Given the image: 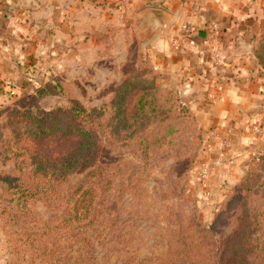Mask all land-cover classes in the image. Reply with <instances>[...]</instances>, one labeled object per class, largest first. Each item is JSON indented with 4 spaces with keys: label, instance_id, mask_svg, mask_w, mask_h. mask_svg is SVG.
I'll list each match as a JSON object with an SVG mask.
<instances>
[{
    "label": "rangeland",
    "instance_id": "1",
    "mask_svg": "<svg viewBox=\"0 0 264 264\" xmlns=\"http://www.w3.org/2000/svg\"><path fill=\"white\" fill-rule=\"evenodd\" d=\"M120 27L109 50H86L78 61L58 56L49 69L31 75V83L60 84L67 91L65 96L40 100L42 108L71 102L88 109L111 107L119 86L130 81L143 86L149 73L158 88L182 98L179 89L163 86L143 48L144 32L138 21L127 34ZM23 93L11 85L0 96V103L11 105ZM137 97L136 91L126 99L125 117L131 121L125 129L113 107L96 128L101 137L97 163L116 171L119 185L87 248L79 239L72 240L69 232L65 236L58 228L44 226L65 214L54 204L37 200L29 211L13 208L12 192L18 189L21 176L12 160L2 159L0 149V226L6 235L1 252L10 264H32L31 257H39L22 244V235H32L38 246L56 248L64 264L77 262L81 254L91 256L90 264H264L263 167L250 162L237 184H223L216 195L210 194L201 188L204 179L200 174L197 177L206 162L208 140L189 107L173 100L155 102L150 120L136 121ZM20 127L15 122L11 125L15 134ZM7 130L0 123V146ZM87 172H76L67 188H74ZM5 179L17 182L16 186ZM62 187L63 193L67 188ZM42 259L35 264L53 261L48 256Z\"/></svg>",
    "mask_w": 264,
    "mask_h": 264
},
{
    "label": "crops",
    "instance_id": "2",
    "mask_svg": "<svg viewBox=\"0 0 264 264\" xmlns=\"http://www.w3.org/2000/svg\"><path fill=\"white\" fill-rule=\"evenodd\" d=\"M149 9L163 12L162 28ZM135 20L163 86L179 89L203 126L201 188L216 195L234 186L252 158L264 157V68L256 55L264 0H0V96L11 85L22 92L43 85L31 75L58 56L78 61L86 50H109L117 29L127 34ZM3 239L0 226V264H10Z\"/></svg>",
    "mask_w": 264,
    "mask_h": 264
},
{
    "label": "trees",
    "instance_id": "3",
    "mask_svg": "<svg viewBox=\"0 0 264 264\" xmlns=\"http://www.w3.org/2000/svg\"><path fill=\"white\" fill-rule=\"evenodd\" d=\"M262 43L264 39L256 55L264 68ZM147 76V83L143 86L130 81L118 88L116 100L111 107L114 113L117 111L118 123L124 122V129L131 121L125 117L124 105L126 99L136 91L138 97L133 118L136 121L150 120L151 108H155V102L165 103L173 100L188 108L183 98L158 88L154 83L153 73ZM136 85L139 86L135 87ZM66 94L67 91L62 85L47 83L25 91L11 105L1 104L0 123L8 129L4 134L5 140L1 141V157L5 161L12 160L21 176V179L18 178V189L12 192L13 208L18 212L29 211L37 200L54 204L63 209L65 214L44 226L52 230L58 228L57 232L62 230L65 236L69 232L72 240L79 239L84 248H87L92 245L94 228H100L113 197V190L119 185L117 172L97 163L101 137L97 136L96 128L99 119L103 118L111 107L88 109L79 103L71 102L48 110L40 105V100L47 96ZM13 122L21 124L17 134L11 128ZM251 162H256L252 165L264 169V157L252 158ZM86 170L88 172L85 177L74 188L68 189L70 178L76 172ZM9 182L16 186L17 182ZM62 186L67 188L63 193L60 192ZM57 220L58 227H54L53 223ZM22 236V244L34 253H39V257H31L32 264H35L38 258L43 260L42 258L47 256L53 258L51 264H64V256L59 254L56 248L50 247V244L38 246L39 242L32 239V235ZM40 240L43 242L46 237ZM81 258H76L75 263L66 264H90L92 260L89 254H81Z\"/></svg>",
    "mask_w": 264,
    "mask_h": 264
},
{
    "label": "water",
    "instance_id": "4",
    "mask_svg": "<svg viewBox=\"0 0 264 264\" xmlns=\"http://www.w3.org/2000/svg\"><path fill=\"white\" fill-rule=\"evenodd\" d=\"M149 12L153 16V18L158 21L160 28H162L165 21L163 12L159 9H149Z\"/></svg>",
    "mask_w": 264,
    "mask_h": 264
},
{
    "label": "built area",
    "instance_id": "5",
    "mask_svg": "<svg viewBox=\"0 0 264 264\" xmlns=\"http://www.w3.org/2000/svg\"><path fill=\"white\" fill-rule=\"evenodd\" d=\"M204 176V178H206L207 177V175H208V171L207 170H204V174H203Z\"/></svg>",
    "mask_w": 264,
    "mask_h": 264
}]
</instances>
